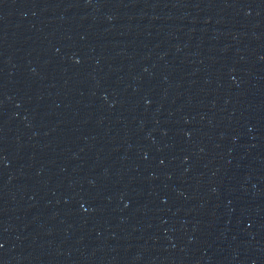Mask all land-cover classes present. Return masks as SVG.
Here are the masks:
<instances>
[{"label":"water","instance_id":"obj_1","mask_svg":"<svg viewBox=\"0 0 264 264\" xmlns=\"http://www.w3.org/2000/svg\"><path fill=\"white\" fill-rule=\"evenodd\" d=\"M0 264H264V0H0Z\"/></svg>","mask_w":264,"mask_h":264}]
</instances>
